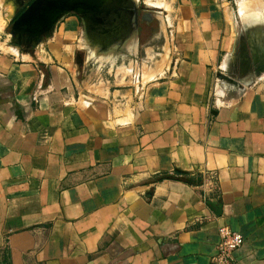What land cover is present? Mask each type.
<instances>
[{
  "label": "crops",
  "instance_id": "0c3cea01",
  "mask_svg": "<svg viewBox=\"0 0 264 264\" xmlns=\"http://www.w3.org/2000/svg\"><path fill=\"white\" fill-rule=\"evenodd\" d=\"M137 1L169 21L155 56L93 59L96 83L82 46L68 67L77 16L35 59L0 32V247L31 234L36 264H207L226 225L234 262L264 264V57L238 16L254 3Z\"/></svg>",
  "mask_w": 264,
  "mask_h": 264
},
{
  "label": "water",
  "instance_id": "95a60500",
  "mask_svg": "<svg viewBox=\"0 0 264 264\" xmlns=\"http://www.w3.org/2000/svg\"><path fill=\"white\" fill-rule=\"evenodd\" d=\"M18 3L21 10L9 20L7 39L21 53L32 58L34 49L43 39L52 36L57 23L69 14L77 16L81 22V49L87 57L105 61L135 51L138 25L142 22L148 24L153 17L158 19L149 12L152 7L147 4H142L143 12L139 16L137 0H31L28 4L18 0ZM248 43L251 44L249 37ZM261 46L263 54L264 43ZM80 61L77 54L76 62ZM218 77L232 81L221 73ZM209 206L216 211L213 204Z\"/></svg>",
  "mask_w": 264,
  "mask_h": 264
},
{
  "label": "rangeland",
  "instance_id": "374dc122",
  "mask_svg": "<svg viewBox=\"0 0 264 264\" xmlns=\"http://www.w3.org/2000/svg\"><path fill=\"white\" fill-rule=\"evenodd\" d=\"M4 1L5 0H0V15L4 14V11H5L4 7L7 5H10L9 3L8 4L4 3ZM251 1L254 3L253 7H249L248 10H246L243 14L238 13L240 23L242 24V28H244V30H245V27H246V30H247V34L245 33L246 32L245 31L241 36H242L243 40H246L248 42V37H249L250 40L251 39L254 40V43H256L257 46L258 45L261 46L262 42L264 43V26H263L264 25V15H263L264 14L263 13V11H264V0H251ZM238 2H239V0H234L231 4V7L233 8L234 11L237 9ZM137 5H138L139 9H142L141 1H137ZM13 10H15V9H13ZM155 10L161 11L159 9L151 8V9H149V12L153 13V11H155ZM258 10H260L259 12L261 15L259 14ZM14 12H12L11 14L13 15ZM153 14L158 16L157 18H158L159 27L162 29V31L165 34L166 26L168 25V22H169L168 18L162 17V15L160 13L154 12ZM235 14H236V11H235ZM257 14H258V16H257ZM251 16L252 17L254 16V17L251 18ZM242 18H244V19H242ZM256 25H258L259 27H257ZM260 25H262L261 29H260ZM9 26H10V23H8V25H5L2 28V30H0V32L1 33L4 32L5 34H7ZM250 26H252V27L254 26L253 30L251 29ZM3 29H4V31H3ZM76 30H77V35H76L75 39L73 40V43L71 44L72 50H71L70 56L68 57V60H67L68 61V67L72 71L74 70V67H73L74 62L73 61H74V55H75V50H76L74 46H77V45L82 46V44H83L82 27H81V22L78 18H77V29ZM7 38H8V35H7ZM139 45H140V49L139 50L135 49V53H132L134 55H132L131 53L128 54L126 56L127 59L128 58L134 59L136 57V60H134V61H138L139 59L140 60L143 59V57H145V54H146V57L153 58L155 56L154 54L151 55L149 53L144 52V49L147 46H144V44H142L141 41L139 42ZM165 51L167 52L166 44H165ZM156 55L160 56V57L166 56V55L160 54V53H158ZM262 55L264 56V53L261 55L258 54V57H261ZM132 56H133V58H132ZM167 60H170V58L167 57ZM138 63L139 62H137V64ZM91 64H92V60L89 61V63H88L89 66L85 67V69L83 70V73H85L90 79H92L91 80V81H93L92 83H96V81H98V79H99V78H97L99 76H95V73L97 71L96 68L98 66L95 68ZM137 68L138 67H136V65H135V68H134L135 73L138 71ZM98 72L100 75H104V77H105V75H108V73H112L111 70L105 71V70H101V69ZM128 72H129V69H128ZM260 72H263V71H259V73ZM144 78H145V76H144ZM92 88L93 87L86 85L85 91L90 92L92 90ZM35 247H36V242L32 240L31 234H28L27 236H23L20 239H16L13 241H7L5 246L0 247V264H36L34 258L32 257V253H33Z\"/></svg>",
  "mask_w": 264,
  "mask_h": 264
},
{
  "label": "built area",
  "instance_id": "2783aa9c",
  "mask_svg": "<svg viewBox=\"0 0 264 264\" xmlns=\"http://www.w3.org/2000/svg\"><path fill=\"white\" fill-rule=\"evenodd\" d=\"M217 232L219 240L215 246V253L209 258L207 264H236L233 253L243 244V237L226 225L219 226Z\"/></svg>",
  "mask_w": 264,
  "mask_h": 264
},
{
  "label": "flooded vegetation",
  "instance_id": "af4514ba",
  "mask_svg": "<svg viewBox=\"0 0 264 264\" xmlns=\"http://www.w3.org/2000/svg\"><path fill=\"white\" fill-rule=\"evenodd\" d=\"M21 10V9H20ZM143 9H139V16L142 14ZM159 23L158 19L153 17L148 24L142 22L138 25V33H137V50L140 49L139 42L141 41L144 46H155L160 45L162 41V37L158 33ZM158 33V34H157ZM77 56V53H76ZM75 56V58H76ZM239 70V68H238ZM240 71V70H239ZM255 71H264V64H259Z\"/></svg>",
  "mask_w": 264,
  "mask_h": 264
},
{
  "label": "bare ground",
  "instance_id": "6f19581e",
  "mask_svg": "<svg viewBox=\"0 0 264 264\" xmlns=\"http://www.w3.org/2000/svg\"><path fill=\"white\" fill-rule=\"evenodd\" d=\"M149 6V5H148ZM253 5H251V7H252ZM4 14H2V15H0V30H2V28L6 25V23H7V21H8V19L10 18V16H11V13H12V6H10V5H7V6H5L4 7ZM238 11V10H237ZM260 10H258V12H259ZM239 13V12H238ZM263 13H264V11H263ZM259 14H260V12H259ZM254 15V14H253ZM261 15V14H260ZM264 15V14H263ZM257 16H258V14H257ZM254 17V16H253ZM252 16H251V18H253ZM242 19H244V18H242ZM255 19V18H254ZM255 22V21H254ZM253 23V22H252ZM252 25V24H251ZM257 27H259L258 25H256ZM261 26L262 25H260V29H261ZM264 26V25H263ZM251 27V29L253 30V28H254V26L252 27V26H250ZM256 28V27H255ZM255 30V29H254ZM224 68H226L225 67V65H224Z\"/></svg>",
  "mask_w": 264,
  "mask_h": 264
}]
</instances>
